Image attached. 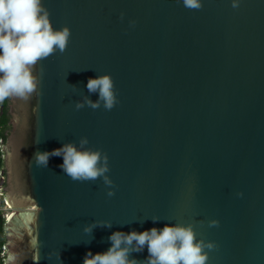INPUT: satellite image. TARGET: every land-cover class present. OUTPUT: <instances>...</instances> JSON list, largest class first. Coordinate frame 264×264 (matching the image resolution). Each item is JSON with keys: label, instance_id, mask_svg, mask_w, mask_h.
<instances>
[{"label": "water", "instance_id": "obj_1", "mask_svg": "<svg viewBox=\"0 0 264 264\" xmlns=\"http://www.w3.org/2000/svg\"><path fill=\"white\" fill-rule=\"evenodd\" d=\"M43 3L71 37L64 52L35 66L36 93L9 97L2 147L6 198L16 210L0 211V260L83 264L117 230L175 222L215 242L208 264H264V0L235 8L201 0L198 9L183 0ZM106 73L119 102L77 110L85 95L99 98L89 78ZM84 136L108 154L114 196L102 178L72 180L62 157L37 166L36 152ZM100 220L112 227L84 231ZM147 256V248L130 254Z\"/></svg>", "mask_w": 264, "mask_h": 264}, {"label": "clouds", "instance_id": "obj_2", "mask_svg": "<svg viewBox=\"0 0 264 264\" xmlns=\"http://www.w3.org/2000/svg\"><path fill=\"white\" fill-rule=\"evenodd\" d=\"M184 6L198 9L201 0H183ZM238 7L239 0H232ZM123 19V14H121ZM132 23V22H130ZM71 37L69 26L56 28L51 13L43 0H0V102L10 96L28 98L39 89L40 78L34 72L39 61L55 52H64ZM89 93L99 94L95 101L85 95L75 103L77 110L85 106L111 110L119 102L115 82L110 73L90 77ZM90 141L84 136L79 142L69 141L61 147L35 153L37 166L47 167L54 156L63 158L59 167L72 180L95 181L103 179L109 197L115 195L114 181L110 172L109 156L102 149L88 147ZM6 171V168H5ZM242 195V193L240 194ZM153 223L159 217H151ZM217 225L218 221H211ZM112 227L110 220L95 221L85 226L92 233L97 227ZM110 247L93 254L89 250L83 264H208L209 250L215 242L198 238L192 224L166 223L162 228L153 226L143 231L117 230L108 237ZM147 248L148 256L139 261L130 258L133 252Z\"/></svg>", "mask_w": 264, "mask_h": 264}, {"label": "trees", "instance_id": "obj_3", "mask_svg": "<svg viewBox=\"0 0 264 264\" xmlns=\"http://www.w3.org/2000/svg\"><path fill=\"white\" fill-rule=\"evenodd\" d=\"M10 114H9V97L0 102V135L4 139L5 143L8 138V134L11 130L10 124ZM1 166L5 167L4 158L0 162ZM6 224L2 216H0V245L4 246L6 244ZM0 264H5V259L0 260Z\"/></svg>", "mask_w": 264, "mask_h": 264}, {"label": "built area", "instance_id": "obj_4", "mask_svg": "<svg viewBox=\"0 0 264 264\" xmlns=\"http://www.w3.org/2000/svg\"><path fill=\"white\" fill-rule=\"evenodd\" d=\"M5 157V151L2 147V137L0 135V162ZM6 171L5 167L0 164V211H12V208L9 206V201L6 198ZM14 211V210H13Z\"/></svg>", "mask_w": 264, "mask_h": 264}, {"label": "bare ground", "instance_id": "obj_5", "mask_svg": "<svg viewBox=\"0 0 264 264\" xmlns=\"http://www.w3.org/2000/svg\"><path fill=\"white\" fill-rule=\"evenodd\" d=\"M9 206L12 208V211L14 210V206L10 203L9 201ZM34 207L32 206L31 209H33Z\"/></svg>", "mask_w": 264, "mask_h": 264}, {"label": "flooded vegetation", "instance_id": "obj_6", "mask_svg": "<svg viewBox=\"0 0 264 264\" xmlns=\"http://www.w3.org/2000/svg\"><path fill=\"white\" fill-rule=\"evenodd\" d=\"M11 124V123H10ZM6 176H7V172H6Z\"/></svg>", "mask_w": 264, "mask_h": 264}, {"label": "rangeland", "instance_id": "obj_7", "mask_svg": "<svg viewBox=\"0 0 264 264\" xmlns=\"http://www.w3.org/2000/svg\"><path fill=\"white\" fill-rule=\"evenodd\" d=\"M14 210H16V208H14Z\"/></svg>", "mask_w": 264, "mask_h": 264}]
</instances>
